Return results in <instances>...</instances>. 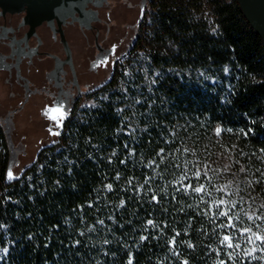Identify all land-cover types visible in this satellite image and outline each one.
I'll return each mask as SVG.
<instances>
[{"label":"trees","instance_id":"16d2710c","mask_svg":"<svg viewBox=\"0 0 264 264\" xmlns=\"http://www.w3.org/2000/svg\"><path fill=\"white\" fill-rule=\"evenodd\" d=\"M167 1L158 72L132 67L18 172L0 121V264H264V40L237 0H208L212 27Z\"/></svg>","mask_w":264,"mask_h":264},{"label":"flooded vegetation","instance_id":"af4514ba","mask_svg":"<svg viewBox=\"0 0 264 264\" xmlns=\"http://www.w3.org/2000/svg\"><path fill=\"white\" fill-rule=\"evenodd\" d=\"M95 1L86 4L89 20H43L29 35L24 10H0V84L8 87L4 98L13 99L11 111L0 112L1 122L8 117L14 121L13 113L28 105L29 117L36 109L46 122V134H59L81 95L112 81L118 44L128 39L125 52L135 45L143 16L155 0ZM57 108L62 114L53 111ZM6 135L11 151L23 150L22 142Z\"/></svg>","mask_w":264,"mask_h":264},{"label":"rangeland","instance_id":"374dc122","mask_svg":"<svg viewBox=\"0 0 264 264\" xmlns=\"http://www.w3.org/2000/svg\"><path fill=\"white\" fill-rule=\"evenodd\" d=\"M167 3H169L170 7H176L177 5L181 6L190 19L203 21L202 23L209 27L214 25L213 15L210 11L208 0H170V2L167 1ZM195 4H197V7ZM160 7V0H155L152 6H148V10L143 16V24L138 31V41L135 45L129 48L128 51L125 52V50H123L128 39L123 38V40L120 41L116 49L118 54L116 56L114 78L104 88L82 94L74 106L72 113L73 119H84L88 109L103 99L108 91H115V84H119L132 67H140L146 72L150 71V74L153 75L158 72L159 67H150V65H148L149 56L156 51L162 50L164 47L172 46V43H170L167 36H157V34H154V29H156L155 15L159 12ZM122 30L123 29L120 27V31ZM119 34H121V32H119ZM150 76L151 75H149V77ZM7 88L6 84H0V112L2 113L8 111V109L10 111L12 109L10 104L13 99L11 98L9 100L8 95L4 98V95L7 94ZM29 113L30 108L28 105H25L20 110L13 113L12 117L14 121L9 117L5 118V122L2 121L6 127L8 135L10 136V140H18L23 143V150L18 151L16 155L17 162L13 167L14 172H18L25 164L32 160L39 148L57 140L59 136L58 133L55 134L54 132L46 134V122L41 119L36 109L31 110L34 117H29ZM58 148L59 146H57L55 150H58ZM223 151H235V149L231 146ZM248 172L249 171L245 169H241L240 172H233L232 180H234V185H238L240 182V185L242 186V182L245 181L247 176H249ZM254 200L252 201V206L258 204L259 208L261 206L260 204L264 201L259 199L255 202ZM259 214L262 213H258L257 215ZM0 251L5 252V247L0 248Z\"/></svg>","mask_w":264,"mask_h":264},{"label":"water","instance_id":"95a60500","mask_svg":"<svg viewBox=\"0 0 264 264\" xmlns=\"http://www.w3.org/2000/svg\"><path fill=\"white\" fill-rule=\"evenodd\" d=\"M89 1L91 0H0V10L2 12L24 10L23 21L29 23L30 30L27 34L29 35L43 20L52 23L56 19L59 24L65 22L68 17L72 20H81L82 17L85 21L89 20L91 14L86 7ZM237 1L250 25L264 40V0Z\"/></svg>","mask_w":264,"mask_h":264},{"label":"snow or ice","instance_id":"6c2138e0","mask_svg":"<svg viewBox=\"0 0 264 264\" xmlns=\"http://www.w3.org/2000/svg\"><path fill=\"white\" fill-rule=\"evenodd\" d=\"M53 111L54 112H58V113H61L62 114V109H59V108H57V109H53ZM53 119H57V117L56 116H53L52 117ZM8 176H9V178H11L12 177V173L11 172H9L8 173ZM197 192H199L201 189H199V188H197V189H195Z\"/></svg>","mask_w":264,"mask_h":264}]
</instances>
